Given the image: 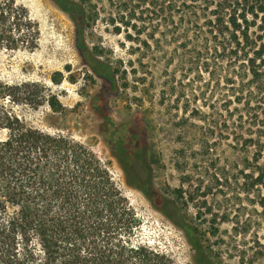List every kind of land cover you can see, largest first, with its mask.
I'll return each instance as SVG.
<instances>
[{"label": "rangeland", "instance_id": "obj_1", "mask_svg": "<svg viewBox=\"0 0 264 264\" xmlns=\"http://www.w3.org/2000/svg\"><path fill=\"white\" fill-rule=\"evenodd\" d=\"M16 1L40 37L32 51L0 49L4 104L109 163L139 240L178 264H264V87L217 25L244 4L69 0L73 18L55 0ZM247 4L264 39V0Z\"/></svg>", "mask_w": 264, "mask_h": 264}, {"label": "trees", "instance_id": "obj_2", "mask_svg": "<svg viewBox=\"0 0 264 264\" xmlns=\"http://www.w3.org/2000/svg\"><path fill=\"white\" fill-rule=\"evenodd\" d=\"M55 1L73 18L81 10L72 1ZM227 3L234 12L244 4L237 18L217 19L232 31L228 54L264 87V39L250 34L247 20L255 7L248 0H224L220 8L227 10ZM39 37L25 6L0 0V49L32 51ZM10 93L0 86V264H178L138 239L140 219L109 163L70 136L29 125L4 104ZM42 100L27 95L28 102ZM48 103L60 109L54 97Z\"/></svg>", "mask_w": 264, "mask_h": 264}]
</instances>
